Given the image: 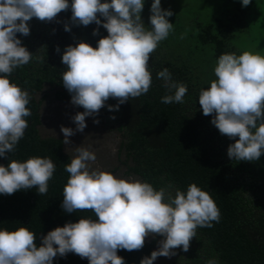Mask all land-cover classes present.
<instances>
[{"label": "clouds", "instance_id": "obj_1", "mask_svg": "<svg viewBox=\"0 0 264 264\" xmlns=\"http://www.w3.org/2000/svg\"><path fill=\"white\" fill-rule=\"evenodd\" d=\"M252 0H241L247 7ZM71 8V23L99 27L108 35L97 47L81 41L67 46L62 63L67 70L62 75L63 87L71 94V104L83 108L71 117L75 130L61 126L63 143L69 137L83 133L85 120L93 117L111 98L118 101L108 105L109 112L119 111L120 105L148 93L152 84L149 70L150 54L173 30L169 17L174 13L161 7V0H153L150 8L151 29L146 28L141 13L144 0H0V158L13 153L24 137L31 116L27 107L30 95L9 76L13 70L29 64L33 58L17 34L30 35L28 22L37 18L52 22L59 13ZM103 18L104 23L98 18ZM64 30L71 31L65 24ZM55 31V30H53ZM56 52H60L57 46ZM43 61V57H39ZM216 79L210 87L201 89L198 102L205 116H213L211 124L221 135L235 140L228 146L227 156L237 162H256L264 154V56L243 52L221 54L214 68ZM157 79L171 93L161 97L163 104H183L187 85L172 81L167 68L157 73ZM110 119L115 120V116ZM238 137V139H236ZM65 165L69 178L63 190L61 207L67 213L92 211L97 220L81 218L66 223L42 238L37 247L36 234L26 227L15 231L0 230V264H53L54 258L74 253L86 258L89 264H125L118 250H141L149 236H161L157 250L140 264H154L158 257L171 258L182 246L188 252L190 241L198 228H212L221 214L209 192L195 183L187 191L176 190L175 195L161 188L155 190L147 182L128 181L113 174L93 169L95 153L83 147ZM56 165L49 158L32 157L25 162L11 160L0 166V195L10 196L17 191L36 188L39 195H47L48 181ZM206 264H218L210 259Z\"/></svg>", "mask_w": 264, "mask_h": 264}, {"label": "trees", "instance_id": "obj_2", "mask_svg": "<svg viewBox=\"0 0 264 264\" xmlns=\"http://www.w3.org/2000/svg\"><path fill=\"white\" fill-rule=\"evenodd\" d=\"M224 1L226 4L219 16L194 23L196 30L190 34L196 41L194 48L180 51V43L174 39L180 33L176 28L159 43L150 54L152 84L147 94L130 99L115 112H109L108 105L115 106L118 101L110 98L95 117L119 136L117 165L105 167L104 172L147 182L155 190L164 188L173 196L177 189L186 192L188 186L195 183L209 192L220 210V222H213L212 228H198L196 237L190 241L189 251L184 252L182 246L174 249L177 254L168 264H206L210 259L217 260L218 264H264V154L259 161L251 163L230 160L227 149L235 140L220 134L211 124L213 116H205L198 102L201 89L210 87V82L216 79L214 68L218 57L224 53L237 55L231 41L238 33L246 31L257 16L254 12L258 8L257 0H252L247 7H242L241 0ZM68 3L71 5L72 0ZM152 3L153 0H144L141 13L149 29ZM167 6L165 0H161L162 9ZM71 15L69 7L50 23L32 18L28 22L30 35L24 37L18 33L17 38L33 58L9 76L11 83L29 93L27 107L31 116L24 118L29 127L16 150L8 153L7 158H0V166L7 167L11 160L25 162L40 157L51 159L56 170L48 181L47 195H39L35 187L10 196L0 195V230L15 231L26 227L36 234L37 247L42 246V238L57 227L76 223L81 218L98 219L90 210L67 213L61 207L70 175L64 170L65 165L74 157L66 151L64 136L41 133L42 113L48 98L71 102V94L62 82L67 70L61 62L66 47L83 41L96 48L98 41L108 35L101 26L94 36L92 33L98 27L95 23L73 25ZM98 18L106 22L99 14ZM65 24L71 27L70 32L64 30ZM197 44L203 49L210 48L207 58L199 53L201 49ZM39 57H43V61ZM164 68L171 73L172 81L187 85L183 104L161 103V97L175 91L170 93L163 86L164 81L157 79V73ZM77 109L83 112V108ZM111 116L116 119H110ZM162 239L164 237L158 235L151 237L145 240L141 250H118L117 255L125 264H140L142 258L150 257ZM53 264H89V261L69 253L66 257L54 258ZM154 264H158L156 260Z\"/></svg>", "mask_w": 264, "mask_h": 264}, {"label": "rangeland", "instance_id": "obj_3", "mask_svg": "<svg viewBox=\"0 0 264 264\" xmlns=\"http://www.w3.org/2000/svg\"><path fill=\"white\" fill-rule=\"evenodd\" d=\"M168 4L164 10H171L174 15L170 17L169 22L173 24V28L180 31L175 36V41L180 43L181 52L188 50V47L196 45V41L192 39L190 34H194L195 22H207L213 17L219 16L224 4V0H165ZM256 10L257 16L249 23L246 31L238 33L231 41V46L237 53V56L243 52H251L264 56V0H257ZM199 53H203V58H207L211 52L208 46L204 49L197 44ZM201 56V54H200ZM77 112H81L71 102L61 103L50 96L46 101L42 113L41 133L43 135H62L61 126L70 127L75 130L76 125L72 122L71 117ZM87 127L83 133L77 132L74 136L69 137L70 144L66 145V151L75 156L76 148L83 147L93 151L97 157L96 161L91 164L93 169L104 170L105 167L117 165L116 150L119 141L118 133L115 130L107 128L108 125L99 123L94 124L93 121L86 118ZM111 165V166H109ZM121 174H114L115 177L122 178ZM133 181L131 179H125ZM153 236L146 238L149 239ZM156 247V250L158 249ZM169 258L158 257V264H168Z\"/></svg>", "mask_w": 264, "mask_h": 264}]
</instances>
